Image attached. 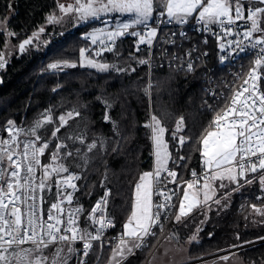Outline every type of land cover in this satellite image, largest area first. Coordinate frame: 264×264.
Segmentation results:
<instances>
[{
  "label": "snow or ice",
  "instance_id": "snow-or-ice-1",
  "mask_svg": "<svg viewBox=\"0 0 264 264\" xmlns=\"http://www.w3.org/2000/svg\"><path fill=\"white\" fill-rule=\"evenodd\" d=\"M245 2L251 4L252 0H72L67 4L57 0L59 15L50 14L47 17L49 24H60L69 19L79 25L111 13L131 17L120 21L114 27L105 25L103 29H95L85 35L84 38L90 39L93 45L98 43L97 33L104 38L99 40L101 50L94 53L97 57L104 51L115 53L117 39L125 35L138 37L137 52L140 51L141 45L151 48L154 41L159 39L158 29L162 22L161 18L177 25L195 20L201 25L202 31L212 32L216 36L222 63L249 50L255 53L257 56L255 66L248 74L252 85L251 87L241 85L233 93L226 107L220 111H216L211 105H206L216 114L209 122L211 130L205 129L198 140L202 145L199 150L204 158L205 167L202 175L192 170L191 175L194 179L186 181V186L178 183V173L169 170L168 164L172 160L177 167H183L180 162L186 161L187 158L179 154H177L178 159L172 158L169 142L165 139V133L169 130L156 115H151L150 122L144 127L150 130L149 139L153 146L154 166L152 171L143 172L135 183L130 214L122 226V232L112 240L105 238L106 230L115 227L114 218L107 213L110 190H106L104 196L85 214L82 205L72 207L74 194L79 191L75 181L83 177L78 172L70 171V168L81 171L87 168L93 159L89 153L106 151L108 142L103 138H94L92 142L85 143L86 129L79 134L66 135L64 140L73 144L78 141L86 151L77 148L74 152L64 151L61 154L62 149L66 150L69 147L62 141L56 144L55 151L51 153L52 163L41 165L40 157L49 149L51 141L61 139L57 133L65 128L70 120L83 119L80 111L74 108L54 118L52 110L47 109L41 114L42 118L35 120L27 131L17 128L15 123L9 120L6 128L8 137L0 138V264H68L73 257L79 258L78 264H87L86 258L91 253L94 242H99L101 248L114 244L108 264H124L137 251L144 252L153 247L155 251L151 253L148 264H165V262L190 264L186 258L179 260L172 258L175 254H183L186 251L182 245L180 247L171 245V241L178 240L175 231H170L164 236L163 242H158L155 246L150 243L151 240H158L157 229L163 234L172 211L177 209V205L173 203V198L178 195L177 190L182 191V196L174 216L176 224L184 223L196 213L206 215L213 204L217 208L227 207L231 193L225 192L218 197L217 192L219 189H227L230 184L235 185L232 191H237L245 184L258 182L261 190L264 191V93H261L255 84L261 78L257 74L258 70L264 67V27H261L264 23V7L249 8L245 18L241 11ZM256 2L264 4V0H256ZM150 21L156 23L157 27H151ZM238 21H243L245 30L233 32L234 27L238 28ZM3 26V22H0V28ZM215 26L222 31L214 32ZM140 27L143 31L137 30ZM40 32H44L43 27L38 33H34L33 37L20 43L19 51L25 52L26 46H30L33 38L38 37ZM181 35L183 36L184 33ZM232 36L236 39H228ZM105 40L111 45L110 47L104 44ZM87 51L89 50L85 48L79 50L81 58L79 65L67 60H57L49 63L47 68L63 70L79 66L100 73L136 71L135 68L119 67L116 64L86 58ZM193 51L195 49L185 54L189 58L185 62L186 69L185 63H180L177 71H194L191 60ZM203 55L206 56L207 53ZM129 59L135 60L139 65L151 67L150 58L136 59L130 55ZM175 59L181 61L183 58L175 57ZM5 63L4 54L0 53V68H3ZM248 84L249 80H244V85ZM154 87L149 77L148 83L142 89L149 100ZM222 98L225 101L228 99L226 96ZM103 103L106 108L112 107L107 100ZM104 119L112 123L113 131L119 137L118 124L111 121L107 114ZM57 122L58 126L52 130L51 137L43 139L41 130ZM185 127L184 118L180 117L176 121L175 128L170 131V139L180 149L191 140V137L182 134ZM21 133L31 138L22 141L19 139ZM118 148L117 143L112 151L116 152ZM73 161L77 162L73 163ZM37 168H42L43 171V175L39 178L36 176ZM50 181L56 186L58 202L51 204L45 219L37 200L39 199L40 204H43L40 193L50 190ZM217 181L218 184L215 183ZM224 181H227V184ZM168 183L175 184L177 190L167 189ZM154 196L159 199L158 203L154 202ZM65 204L68 206L67 211ZM251 208L254 214L264 218V207L253 204ZM81 215L85 216L87 224L84 228L79 227ZM89 228L93 229L95 234ZM199 231L200 229L197 228V233ZM211 235L210 233L209 236ZM196 240L197 235H192L188 238V243ZM77 242L82 243V249L78 250L74 247ZM29 243L31 247H21ZM50 248L54 250L51 255H46V251ZM222 259L228 260L229 257L224 256Z\"/></svg>",
  "mask_w": 264,
  "mask_h": 264
},
{
  "label": "trees",
  "instance_id": "trees-1",
  "mask_svg": "<svg viewBox=\"0 0 264 264\" xmlns=\"http://www.w3.org/2000/svg\"><path fill=\"white\" fill-rule=\"evenodd\" d=\"M257 5L264 6L252 0L251 4L243 3L241 11L244 12L249 6ZM53 13H59L57 0H0V22L5 26L0 28V53L9 45L16 48L14 56L6 61L0 71V121L4 124L9 118H13L21 126L31 128L33 122L40 119L41 114L48 108H51L54 118L74 108L79 110L83 119L70 120L69 124L57 134L61 139L52 140L48 151L55 150L56 144L62 141L67 143L68 149H72L73 152L77 148L86 151L78 141L73 144L64 140L66 135L79 134L85 129L87 130L85 143L92 142L94 138H103L108 142L106 151L89 153L93 159L83 170L76 200L84 204L87 212L94 200L103 192L104 186L110 185L109 211L116 223L113 233H121L122 226L131 211L134 185L139 180V176L153 166L150 130L144 127L150 122L151 111L169 130L165 133V138L169 142L172 158L178 159L177 154L187 158L186 161L180 162L183 167H177L172 160L169 161L172 165L168 164L169 168L178 173V180H184L181 185L185 186V182L191 180L192 170H199L202 157L199 149L202 145L198 140L205 129L211 130L209 122L215 115L204 106L207 96L204 67L198 61L195 62L194 71L191 72L177 71V67H153L151 80L155 87L149 100L142 91L149 80L148 66L139 65L135 60L129 59L130 55L136 59H146L148 49L141 45L140 51L137 52V38L125 35L117 39L115 53L107 51L104 58L108 59L110 64L119 67L135 68V72L100 73L79 66L65 68L59 73L50 72L47 65L57 60H67L79 65L81 59L79 50L90 43L84 38L86 30L97 23L105 22V19L98 18L66 29L61 24L47 22V17ZM41 27L44 28V32L33 38V43L26 46L27 50L20 53L19 44L33 37ZM261 27H264V23ZM10 33L14 35H9ZM182 44L178 45L179 52L184 48V43ZM210 46L212 58L210 57L209 60L223 70L214 42L210 43ZM261 69L264 75V67ZM58 85L60 87L53 91ZM230 97L229 91L227 101ZM104 100H107L112 107L106 108ZM227 101L223 99L222 106H225ZM106 114L111 121L118 124L119 137L115 135L112 123L104 119ZM180 117L184 118L186 126L182 134L191 137L183 149L177 148L175 142L170 139V131L175 128L176 121ZM55 126V124L48 125L41 130L42 138L49 139ZM117 143L119 148L113 152L112 148ZM68 149H62L61 154ZM75 162L77 161H73ZM259 190L258 182L245 184L236 195V199L245 202L246 206L254 201L264 202V199L256 198ZM241 195L244 197L239 199L237 196ZM181 196L182 191L178 190L175 201L177 209ZM177 209L172 211L163 234L159 229L156 230L158 239H161L173 226L178 227L174 221ZM83 225H87L85 217H83ZM209 228V225L203 228L204 234ZM222 235L218 230H215L211 236L205 234L199 241L193 242L192 254L205 255L237 243L222 240ZM263 235L264 227L259 226L254 229L244 228L243 225L239 242L251 241ZM152 241L155 240H151L150 243ZM109 246L106 245L102 249L97 246L93 252L92 262L101 253L98 264H108L106 249ZM238 254L245 263L260 264L264 261V243L247 247ZM148 259V249L144 252L137 251L124 264H146ZM68 264H74V259L72 258Z\"/></svg>",
  "mask_w": 264,
  "mask_h": 264
},
{
  "label": "built area",
  "instance_id": "built-area-1",
  "mask_svg": "<svg viewBox=\"0 0 264 264\" xmlns=\"http://www.w3.org/2000/svg\"><path fill=\"white\" fill-rule=\"evenodd\" d=\"M256 6H249L246 11H242L244 14L245 18L247 16V10L249 8H253ZM159 24V29H158V37L159 39L157 41H154L153 45L151 48L147 47L148 49V55L146 57L151 59V67L148 66V72H149V77L151 78V73H152V68L155 66H167V67H178L180 63H185L189 58L185 55L187 52H189L192 49H195V51L192 52L191 60L193 62V65L195 62H201L202 66L204 67V84H205V89L207 91V96L205 98L204 106L206 105H211L212 108H214L216 111H220L223 109L225 106H222V101H223V96L227 97V93L230 91L231 97L227 103L230 102L233 93L240 88L241 85L244 87H251L252 81L249 78V72L253 69L255 66V60L257 59V56L255 55L254 52L251 50L246 51L245 53L237 54L236 56H233L230 60H227L226 62L222 63L220 60V52L218 48L219 41L217 40L216 36L212 34V32H204L201 30V25L197 24L195 20H190L189 23L184 24V25H177L176 23H168L167 20H163ZM238 28L234 27L232 30L233 32L236 31H244L245 30V24L243 21H238L237 22ZM151 27H157L156 23L150 22ZM101 27V26H99ZM92 32V29L90 30ZM143 31V29H142ZM213 31L216 33L221 32L222 30L218 27L215 26L213 28ZM175 33V35H172ZM181 33H184L182 36ZM256 35V34H254ZM228 39H236L235 36L228 37ZM90 40V39H88ZM205 40H207V43H205ZM91 41V40H90ZM219 53V60L223 66V70L218 68L216 65L212 63V60L210 61V57L212 58V51H211V46L210 43H213ZM182 43H184V48L182 51H178L179 46ZM183 45V44H182ZM184 50L185 53H182ZM204 53H207V55H203ZM175 57H181L183 58L181 61H177ZM185 69H186V63H185ZM53 71H60V70H53ZM258 75H260V79L255 82L256 87L259 89L261 93H264V75L262 72V69L260 68L258 70ZM248 79L249 84L244 85V80ZM58 88V87H57ZM55 88V89H57ZM231 89V90H229ZM208 110L209 108L206 107ZM211 111V110H209ZM214 112V111H211ZM215 113V112H214ZM216 114V113H215ZM1 125V124H0ZM17 128H22V126L17 125ZM7 128V123L5 124V131L1 130L0 127V138H7L8 133L6 131ZM23 129V128H22ZM31 137L29 136H23V133H21V136L19 137L20 140L24 141L27 139H30ZM61 143V142H58ZM55 151V150H53ZM53 151H48L46 150L45 154L40 157L41 165H49L52 163L51 161V153ZM64 162V161H61ZM204 158L201 157L200 159V168L199 170L196 171L198 175H202L203 169H204ZM169 168V167H168ZM169 170H172L169 168ZM70 171L72 172H78L83 176V173L80 169L76 168H70ZM152 171V170H151ZM43 175L42 168H37L36 169V176L39 178L40 176ZM259 175V174H257ZM249 178H251V174H249ZM191 180L194 179V177H190ZM184 180H178V183H182ZM80 180L75 181L77 184V187L80 188L79 186ZM51 187L50 190H45L40 193V196L43 197V204H40L39 199L37 200V204L42 208L43 213H44V218H47V213L48 209L51 206L52 203H57V189L54 184V182L50 181ZM167 189H172V190H177L176 185L172 183L167 184ZM106 190H110L111 194V187L106 186L103 189V192L94 200L92 207L96 204V202L104 196V193ZM69 191H71L69 189ZM178 191V190H177ZM77 194L78 191L75 192L74 194V200L72 207L75 208L77 206L82 205L84 210L85 206L82 202L77 201ZM256 197H261V193H257ZM154 202H159V199L154 196L153 197ZM109 201H110V196H109ZM176 197L173 198V203H175ZM65 210L67 211V205H64ZM91 207V208H92ZM90 208V210H91ZM89 210V211H90ZM87 211V212H89ZM85 210V214L87 213ZM107 213L110 215L109 211V203L107 207ZM111 216V215H110ZM83 217L84 215L80 216V223L79 227L84 228L86 226L83 225ZM112 217V216H111ZM115 221V220H114ZM116 226V223H115ZM114 228H109L105 232V238L107 240H112V238L117 237L118 234L120 233H113ZM90 231H93V234H95L94 230L89 228ZM264 236L259 237L255 240L247 241L251 242V246H255L261 243H264ZM25 246H31V244H25L22 245L21 247ZM97 246H100L99 242H94L93 249L89 256L86 258L87 264H98L100 258H101V253L100 255L95 259L94 262H92V256L94 250L97 248ZM74 247L76 249H82V243L77 242ZM101 248V246H100ZM102 249V248H101ZM230 252H237L235 248H228V249H222L214 254H210L209 256L201 257V258H196L194 257L192 260H190V264H197V263H203L207 262L208 260L216 259L218 257L224 256ZM82 255V252H81ZM99 258V259H98ZM74 259V264H78V257H73Z\"/></svg>",
  "mask_w": 264,
  "mask_h": 264
},
{
  "label": "rangeland",
  "instance_id": "rangeland-1",
  "mask_svg": "<svg viewBox=\"0 0 264 264\" xmlns=\"http://www.w3.org/2000/svg\"><path fill=\"white\" fill-rule=\"evenodd\" d=\"M71 2H72V0H60V3H65V4L71 3ZM257 6L258 7H264V6H259V5H257ZM57 15H59V13ZM98 18H101V19L102 18L103 19L106 18L107 19V22H104V23L103 22H100V23H97V24L93 25V27H91L88 30H86L85 35L88 34V33H90L91 32L90 31L91 29H92V32H93V30H95V29H103L105 27V25H109V26L114 27L120 21L125 20V19H130L131 17L121 16V15H118L116 13H111V14H108V15H101V16L95 18V19H98ZM91 20H94V19H91ZM91 20H89V21H91ZM60 24L64 28H66V29H70L72 27L78 26L73 20H69V19L64 20ZM81 24H83V23H81ZM81 24H79V25H81ZM99 26H101V27H99ZM3 28H5V26H3ZM137 30L142 31V27L138 28ZM97 36H98V43L96 45H93L91 43V41L89 40L90 43L89 44H86V46H83L82 47V48H85V49H88L89 50V51H87L85 53V56H86V58H93V59L99 60L101 62H105V63H109L110 64V62L108 61V59L106 60L104 58V56H105L104 54L107 51H104L102 53V55L99 56V57H97V56L94 55L95 52L101 50V44L99 43V40H103L104 39L98 33H97ZM136 38H137V43H138V37H136ZM104 44L106 46H108V47L111 46L110 44H108V42L106 40L104 41ZM53 62H55V61H53ZM85 63H86V60H85ZM49 70H50V72H53V73H59V72L62 71V70H60V71H53L51 69H49ZM55 88H57V87H55ZM48 109H51V108H48ZM52 115H53V112H52ZM151 115H153L152 114V111H151ZM53 117H54V115H53ZM9 120H12L17 125H20L13 118H9L6 121V123ZM6 123L2 124L1 121H0V124H1L0 127H1V130L2 131H5V124ZM55 125L58 126V124H55ZM22 128L25 131H27V130L30 129V128H25L23 126H22ZM23 136H25V135L23 134ZM67 151H73V150L72 149H68ZM169 151H170V149H169ZM153 166H154V157H153ZM153 166H152V168L150 170L153 169ZM82 173H83V171H82ZM215 183L218 184L219 181H217ZM224 183L227 184V181H224ZM106 186H110V185H107L106 184L104 187H106ZM231 187H235V185H231L230 184L228 186V188H227V189L230 188L227 192H230L231 193V196H230V198L228 200L227 207L217 208V206L213 204L211 210L206 212V215L205 214H201V213H196L184 225L180 226L179 228H177V226L175 225L168 232H166L164 234V236H166V235H168V233L170 231H175L178 234V240H176V242L174 240L171 241V245L176 246V247H180L182 245L184 247V249L186 250L183 254H180V253L175 254L176 257L174 259L179 260V259H185L186 258V259H188L190 261L194 257L201 258V257L209 256L210 254H214V253L220 251V250H217V251H214V252L205 254V255L194 256V254H192L191 249L193 247V242H195V241H193L191 243H188V238L190 236H192V235H197V238H199V237L202 238V236H204L205 234H208V235L210 233L213 234L215 232V230H218V232H222V234H223L222 237H221L222 240L226 239V241H229V242H237V243H234L233 246H230V247H227V248H223V249H228V248H234V246H237V245L245 244L246 243V242H239L240 241V238H241L240 237V233H241V230L243 229V225H244V228H250L251 227V228H254V229L258 228L259 226L264 227V218H261L258 214H254L252 212V208H251V206L253 204H255L257 207H264V202H260V201H257L256 202V201H254L250 205L247 204L248 206H246V203L245 202L237 201L236 195L234 194L235 191H232L233 188H231ZM224 190L225 189H219L220 193H222V194H219L217 196L218 197L219 196H222L224 194ZM259 191L261 192V199H264V191L261 190V186H260V190ZM110 196H111V194H110ZM237 197L239 199H241L244 196L241 195V196H237ZM109 205H110V201H109ZM206 216L209 217L207 220H209V222H210L209 223L210 228L207 230V233L204 234L203 226L200 223H201V220L204 217H206ZM197 228L200 229V231L198 233H197ZM164 236L161 239L159 238L158 240L152 241L151 244L152 245L154 244V246H155L158 242H163ZM237 237H239V238H237ZM255 239H257V238H253L251 240H255ZM112 246H114V244L113 245H110L106 249L107 250V257H106V259H109L110 256H111V248H112ZM27 247H31V246H25V248H27ZM53 250L54 249L50 248V249H48L46 251L45 254L46 255H51V253H52ZM65 251H66V246H65ZM153 251H155V247L148 249L149 257H150V255H151V253ZM238 253L239 252H235L231 257H229L228 260H223L222 257H221V258H216V259L208 260L207 262L197 263V264H214L213 262H215V261L216 262L223 261L224 262L223 264H248V263H245L243 261V259L241 258V256H239ZM178 255H180V258L178 257ZM71 259L69 260V262L71 261ZM99 264H101V263H99ZM165 264H166V262H165ZM260 264H264V261L262 263H260Z\"/></svg>",
  "mask_w": 264,
  "mask_h": 264
},
{
  "label": "crops",
  "instance_id": "crops-1",
  "mask_svg": "<svg viewBox=\"0 0 264 264\" xmlns=\"http://www.w3.org/2000/svg\"><path fill=\"white\" fill-rule=\"evenodd\" d=\"M105 22H107V19L105 18ZM112 24V23H111ZM130 31H131V29H130ZM149 171H151V170H149ZM147 172V171H146ZM191 181V180H190ZM186 186V185H185ZM231 188H234V187H231ZM230 189V188H229ZM229 189H225L224 190V193L225 192H227ZM243 189V187H241V188H239V190H237V191H235V195H237L241 190ZM219 194H222V193H220V191L219 192H217V195H219ZM177 211H178V209H177ZM176 211V212H177ZM175 215H176V213H175ZM195 215V214H194ZM194 215H192L190 218H188L184 223H181V224H177L178 225V227L177 228H179L180 226H182V225H184L189 219H191ZM209 217L208 216H206V217H204L201 221H204V223H200L202 226H203V228L205 227V226H208L209 225V220H207ZM207 220V221H206ZM200 238L201 237H199V238H197V240L196 241H199L200 240ZM175 242H176V240H174ZM241 246H236L235 247V250L237 251V252H240L242 249H245V248H242ZM241 249V250H240ZM226 253H228V252H226ZM171 255V254H170ZM176 257V255H174L172 258L174 259ZM178 257L180 258V255H178ZM150 258V257H149ZM218 261V260H217ZM214 264H223L224 262L223 261H218V262H213ZM146 264H148V261H147V263Z\"/></svg>",
  "mask_w": 264,
  "mask_h": 264
},
{
  "label": "flooded vegetation",
  "instance_id": "flooded-vegetation-1",
  "mask_svg": "<svg viewBox=\"0 0 264 264\" xmlns=\"http://www.w3.org/2000/svg\"><path fill=\"white\" fill-rule=\"evenodd\" d=\"M16 51V48L13 47L12 45L7 46L4 50H2L1 53L4 54L5 57V61H7L8 59H11L14 56V53ZM20 52V51H19ZM21 53V52H20ZM4 68V67H3ZM0 68V71L3 69Z\"/></svg>",
  "mask_w": 264,
  "mask_h": 264
},
{
  "label": "water",
  "instance_id": "water-1",
  "mask_svg": "<svg viewBox=\"0 0 264 264\" xmlns=\"http://www.w3.org/2000/svg\"><path fill=\"white\" fill-rule=\"evenodd\" d=\"M23 41H24V40H23ZM23 41H22V42H23ZM22 42H21V43H22ZM237 246H241L242 248H247V247H251V243L240 244V245H237ZM235 247H236V246H235ZM235 247H234V248H235ZM242 248H241V249H242ZM241 249H240V250H241ZM233 254H234L233 252H230V253H228V254H226V255H224V256L231 257ZM224 256H221V257H224ZM221 257H218V258H221Z\"/></svg>",
  "mask_w": 264,
  "mask_h": 264
},
{
  "label": "bare ground",
  "instance_id": "bare-ground-1",
  "mask_svg": "<svg viewBox=\"0 0 264 264\" xmlns=\"http://www.w3.org/2000/svg\"><path fill=\"white\" fill-rule=\"evenodd\" d=\"M150 135V134H149ZM172 165V162H169Z\"/></svg>",
  "mask_w": 264,
  "mask_h": 264
}]
</instances>
